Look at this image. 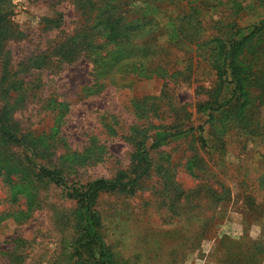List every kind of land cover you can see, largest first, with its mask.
Segmentation results:
<instances>
[{"label":"rangeland","instance_id":"rangeland-1","mask_svg":"<svg viewBox=\"0 0 264 264\" xmlns=\"http://www.w3.org/2000/svg\"><path fill=\"white\" fill-rule=\"evenodd\" d=\"M232 2L207 3L198 28L170 11L137 9L157 23L140 41L158 55L99 76L106 69L82 57L33 66L80 26L70 0L12 1L20 35L0 52V111L10 106L11 123L20 137L32 138V148L0 136V159L56 170L63 183L38 178L35 189L12 188L0 176V264H54L65 248L76 252L79 194L97 179L118 177L136 181L131 189L100 193L94 206L117 264L247 263L248 247L264 241V104L259 136L207 105L222 103L232 88L218 89L214 38L234 20ZM260 2L244 1L241 37L264 19ZM59 14L60 28L49 29L46 21ZM115 52L100 41L103 57ZM240 58L252 95L264 102V32ZM177 130L187 132L171 136ZM145 135L153 138L147 136L151 148L141 157Z\"/></svg>","mask_w":264,"mask_h":264},{"label":"trees","instance_id":"trees-1","mask_svg":"<svg viewBox=\"0 0 264 264\" xmlns=\"http://www.w3.org/2000/svg\"><path fill=\"white\" fill-rule=\"evenodd\" d=\"M12 1L0 0V52L9 39L20 35L15 30L12 21L14 17ZM70 1L76 9L80 26L63 42L56 43L50 50V56L35 58L33 66L40 68L47 58H59L68 64H72L82 57L88 59L90 63L101 69V71L106 69L104 73H99V76H105L112 75L114 71L116 72V66L120 63L126 64V69H128L134 64L135 60L143 61L158 55L155 49L153 51L149 48L148 42L140 41L148 33V30L152 29V24L157 23L152 22L154 20H150L145 13L138 14V11H146L151 8L162 16L163 13L170 11L175 14V20L187 22L198 28L202 24L201 20L204 12L207 11V3L214 0ZM244 1L233 0L232 3L236 6L232 11L235 16L234 20L225 25L224 32L214 36L218 44V55L215 62V70L219 80L218 89H222L224 84L228 83L232 86L230 94L223 99L222 103L218 100L214 102L209 100L207 105L214 109L213 112L223 115L230 114V118L235 124L250 130L251 135L259 136L261 132H259L258 117L264 102H258V99L252 95L250 79H248L247 74L241 68L240 57L244 53L247 42L254 38L257 39L264 32V19L248 28L251 31L246 37H241V33L247 28L240 27L237 20L239 19V13L244 9ZM260 3L264 4V0H261ZM137 9L138 11L136 12ZM61 21L62 15L59 14L55 19H48L46 24L49 29H58ZM101 40L117 48L118 52H115L113 56L103 57L99 53ZM104 64L107 65L103 68ZM14 88L16 89V87ZM11 91V87L7 88L6 94L9 95ZM9 110L10 106L7 105L0 111V136L4 141L32 148L28 143L32 138L27 137L25 139L18 135L17 129L10 121ZM255 113L257 118H255ZM209 118H213V114L209 115ZM182 126L184 125L179 124L174 128L180 129ZM158 128L162 129L163 127H151V129ZM261 128L264 129V126L261 125ZM186 132L177 130L171 136H179ZM147 136L145 135L144 139L138 143L140 148L139 156L141 157H146L147 152L151 148L146 143V140L153 137L148 136L147 138ZM140 166L141 172L144 174L147 170L148 159H143ZM0 176L5 177L12 188L29 186L35 189V183L38 178L57 184L63 183V179L56 170L52 171L45 166H41L36 172L35 169L30 168L29 165L27 166L22 159H0ZM14 178L16 179L14 180ZM125 179L126 177H118L113 180L97 179L89 183L79 194V206L75 212L78 233V238L74 242L76 244V252L72 253L71 246L70 251L65 248V251L63 250L64 252L58 255L59 258L54 264H117L115 262L116 259L112 255L113 253L107 248L102 239L100 219L94 210V206L102 192L131 189L136 179H129V177L127 181ZM261 179H264V174ZM245 254L247 255L246 264H264V241L253 242L245 251ZM222 263L229 264L226 259Z\"/></svg>","mask_w":264,"mask_h":264}]
</instances>
